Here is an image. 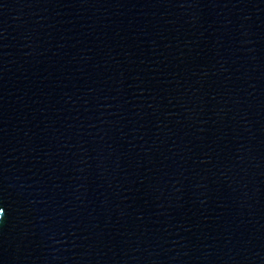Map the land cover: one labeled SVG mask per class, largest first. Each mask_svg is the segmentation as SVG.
<instances>
[{
    "label": "water",
    "instance_id": "95a60500",
    "mask_svg": "<svg viewBox=\"0 0 264 264\" xmlns=\"http://www.w3.org/2000/svg\"><path fill=\"white\" fill-rule=\"evenodd\" d=\"M0 264H264V0H0Z\"/></svg>",
    "mask_w": 264,
    "mask_h": 264
},
{
    "label": "clouds",
    "instance_id": "9594fccd",
    "mask_svg": "<svg viewBox=\"0 0 264 264\" xmlns=\"http://www.w3.org/2000/svg\"><path fill=\"white\" fill-rule=\"evenodd\" d=\"M2 211H3V210H2V209H0V213H2Z\"/></svg>",
    "mask_w": 264,
    "mask_h": 264
}]
</instances>
